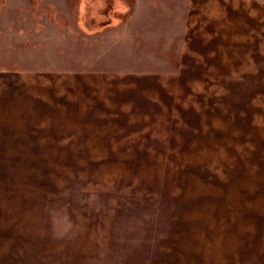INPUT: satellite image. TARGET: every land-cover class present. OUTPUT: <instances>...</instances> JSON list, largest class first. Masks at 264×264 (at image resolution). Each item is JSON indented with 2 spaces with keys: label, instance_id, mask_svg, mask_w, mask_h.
<instances>
[{
  "label": "rangeland",
  "instance_id": "rangeland-1",
  "mask_svg": "<svg viewBox=\"0 0 264 264\" xmlns=\"http://www.w3.org/2000/svg\"><path fill=\"white\" fill-rule=\"evenodd\" d=\"M0 264H264V0H0Z\"/></svg>",
  "mask_w": 264,
  "mask_h": 264
},
{
  "label": "trees",
  "instance_id": "trees-1",
  "mask_svg": "<svg viewBox=\"0 0 264 264\" xmlns=\"http://www.w3.org/2000/svg\"><path fill=\"white\" fill-rule=\"evenodd\" d=\"M106 15V16H105ZM103 17H105L107 20L105 21L107 24L106 25H109L110 24V22L108 21V19L109 18H107V15H108V11H107V13L105 14ZM102 26H103V22H102Z\"/></svg>",
  "mask_w": 264,
  "mask_h": 264
},
{
  "label": "flooded vegetation",
  "instance_id": "flooded-vegetation-1",
  "mask_svg": "<svg viewBox=\"0 0 264 264\" xmlns=\"http://www.w3.org/2000/svg\"><path fill=\"white\" fill-rule=\"evenodd\" d=\"M100 25L102 26V24L100 23Z\"/></svg>",
  "mask_w": 264,
  "mask_h": 264
}]
</instances>
